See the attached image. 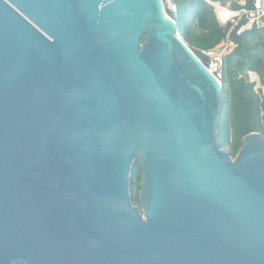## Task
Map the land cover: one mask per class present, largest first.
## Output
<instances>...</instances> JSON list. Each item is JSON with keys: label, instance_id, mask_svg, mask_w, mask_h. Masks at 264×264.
<instances>
[{"label": "water", "instance_id": "obj_1", "mask_svg": "<svg viewBox=\"0 0 264 264\" xmlns=\"http://www.w3.org/2000/svg\"><path fill=\"white\" fill-rule=\"evenodd\" d=\"M222 98L163 0H0V264H264V135L220 148Z\"/></svg>", "mask_w": 264, "mask_h": 264}, {"label": "trees", "instance_id": "obj_2", "mask_svg": "<svg viewBox=\"0 0 264 264\" xmlns=\"http://www.w3.org/2000/svg\"><path fill=\"white\" fill-rule=\"evenodd\" d=\"M177 7L178 33L195 52L210 49L226 38L229 27H221L213 7L203 0H174ZM229 40L234 49L225 57L220 81L223 98L218 113L217 141L220 148L234 158L242 146V138L249 133L264 132V95L255 91L247 72L252 71L264 86V26L240 33L233 29ZM144 41V39H142ZM132 183L137 192L132 203L139 206L140 170L134 161Z\"/></svg>", "mask_w": 264, "mask_h": 264}, {"label": "built area", "instance_id": "obj_3", "mask_svg": "<svg viewBox=\"0 0 264 264\" xmlns=\"http://www.w3.org/2000/svg\"><path fill=\"white\" fill-rule=\"evenodd\" d=\"M210 4L216 16L218 24L229 27L225 39L210 49L197 50V56L204 62L207 69L219 80L224 67L225 57L234 49V44L229 40V33L238 29L240 33L251 30L253 27L264 26V0H203ZM171 17L177 20V7L173 0H163ZM250 82L255 84V91H262L264 86L259 83V77L252 71L247 72ZM264 135V132L263 134Z\"/></svg>", "mask_w": 264, "mask_h": 264}, {"label": "rangeland", "instance_id": "obj_4", "mask_svg": "<svg viewBox=\"0 0 264 264\" xmlns=\"http://www.w3.org/2000/svg\"><path fill=\"white\" fill-rule=\"evenodd\" d=\"M174 1V0H173ZM194 51V50H193ZM195 52V51H194ZM129 189H130V195L131 197L133 196V193L134 192H137V188H136V184L132 183V178H130V182H129ZM139 191L138 190V194H139Z\"/></svg>", "mask_w": 264, "mask_h": 264}]
</instances>
